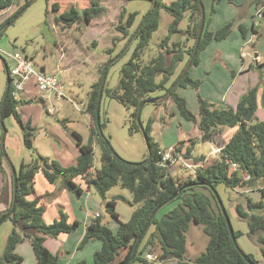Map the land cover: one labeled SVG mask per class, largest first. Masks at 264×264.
Masks as SVG:
<instances>
[{
  "label": "trees",
  "instance_id": "1",
  "mask_svg": "<svg viewBox=\"0 0 264 264\" xmlns=\"http://www.w3.org/2000/svg\"><path fill=\"white\" fill-rule=\"evenodd\" d=\"M15 1L0 0V13L14 6ZM30 1L25 0V3L0 25V34ZM256 5L264 6V0H256ZM161 8L172 17L168 35L161 42L158 55L148 64L142 65V54L148 47L152 35L159 28ZM53 9L57 12L56 4L53 5ZM104 10L98 0H92L91 6L83 10L71 7L69 10L55 14V20L66 27H71L82 20L91 23L101 16ZM262 14L264 19V12ZM136 17L137 13H132L125 23L120 24L119 29L123 39H130L133 36L131 30L135 26ZM184 22H186L185 26L182 25ZM200 23L199 0H174L168 6L157 0L156 7L151 11L135 39L136 48L121 71L118 86L115 89H107L105 85L104 88V93L109 98L134 109L132 131L140 130L137 117L139 111L143 110L152 99L151 94L169 92L183 72L194 52ZM206 23L207 21L192 66L179 85L171 91L167 100L173 101L181 117L198 125L205 141H211L219 127L236 129L229 142L221 149L220 158L206 167L199 168L194 177L172 176L169 170L171 162L168 166H163L165 151L151 136L153 119H150L144 127L150 147L149 160L142 164H134L115 156L109 148V139L104 137L96 123L100 84L110 58L101 69V77L92 84L88 94L87 111L93 118V126L90 128L87 143H83L82 137L74 133L78 137L76 145L80 151L76 164L63 167L53 162L52 165L47 163L49 167L47 168L43 166L45 159L41 156L33 163H21L17 171L16 204L13 214L7 219L14 224V229L7 237L3 254L0 256V264H21L23 258L16 253V248L25 240L31 242L37 264H61L59 256L51 253L45 246L46 238L72 234L80 227L78 221L71 223L62 209L58 219L53 223L45 222V207L40 203L39 198L29 200V196L35 193L34 182L38 172H42L51 184H56L61 179L63 186L78 197L82 194V189L76 183L78 178H81L88 187L94 186L104 199L108 191L118 184L131 191L137 209L128 222H119L116 233L104 225L100 217H96L87 226L79 249L84 248L91 241H100L102 247L94 254V264H134L135 262L151 264L144 257L146 252L156 253L161 262L172 255L171 260H175L176 264H260L252 255L242 254L236 248L226 219L211 190L214 188L218 191L220 185L235 191L239 188H251L258 182L264 184V122L252 123L258 109L257 89L253 88L242 96L236 108L218 109L198 95V117L190 111L186 99L177 93L180 87L190 86L199 90L201 82L192 79L190 72L199 64L200 52L212 42L224 41L232 34V23L215 32L208 31ZM119 41L117 38L114 39L113 46L115 47ZM190 41H193L192 45L189 44ZM20 103L13 98L10 88L4 107V119L8 117L15 119L22 129L25 145L33 149L32 138L35 128L31 121H23L18 112ZM100 127L102 130L104 124L101 123ZM96 143L100 146L102 168L94 173L92 169ZM181 149L182 143L174 147L175 158L182 152ZM191 154L190 148L184 156L190 159ZM0 155L2 158L5 157L2 149ZM193 160L197 165H203L206 161L205 157L193 158ZM180 190H182L181 194L172 201L177 202V206L167 214L160 215L162 209L157 213L140 243L136 257L131 260L137 240L153 213ZM259 191L262 196L259 202L246 198L244 205L241 203L235 205V210L240 219L247 221L249 234L256 235L258 242L264 246V238L261 236L264 234V214L258 213L264 211V188ZM13 199L14 185L11 202L6 211L0 215V222L11 212ZM1 200L2 194H0ZM107 212L119 220L116 200L107 202ZM192 223L203 227L208 242L205 252L190 261L186 258V253L188 233ZM240 235V232L234 231L235 239ZM262 253L264 256V248ZM77 264H87V262L80 261Z\"/></svg>",
  "mask_w": 264,
  "mask_h": 264
},
{
  "label": "rangeland",
  "instance_id": "2",
  "mask_svg": "<svg viewBox=\"0 0 264 264\" xmlns=\"http://www.w3.org/2000/svg\"><path fill=\"white\" fill-rule=\"evenodd\" d=\"M173 1L161 0V3L168 6ZM230 1L220 0L214 4V0H203L208 31L217 27L220 29L232 23L234 35L227 43L221 45L215 43L217 48L223 49V54L217 53L216 50L200 52L202 58L205 56L204 67L199 71L198 80L201 84L198 91L192 87L188 88V97L191 96L188 107L192 112V107L197 105L195 107L199 110L198 95H200L202 99L218 109L232 107L230 106L232 103L233 108H236L239 102L238 100L233 102V98L244 96L249 90L256 88L258 109L252 123L264 122V19L257 16L258 11L264 12V6L258 7L256 3L254 4V0H233V3ZM91 2L92 0H36L13 25L7 28L0 39V54L8 65H12V61L5 54L22 52L32 60L36 68L44 67L48 73H60L66 88L65 97L56 104L54 115L47 114L45 105L34 98L20 105L18 112L23 121H31L35 128L32 138L33 149L25 145L22 129L15 119L13 117L4 119L6 154L17 171L22 162L33 163L40 156L50 165L53 162L63 167L76 164L80 151L72 134L79 133L83 143H87L90 128L93 126V118L87 111L91 86L101 77V69L107 61L110 58L112 61L123 54L129 41V38L123 39L119 26L125 23L130 14L137 13L135 26L131 30L134 34L153 7V0H98L105 10L91 23L82 20L71 27H66L56 22L55 14L69 10L71 7L83 10L90 7ZM24 3L25 0H16L14 6L1 12L0 25L5 23ZM55 4L58 7L57 12L53 11ZM122 13L124 16L121 22ZM159 19V28L152 35L148 47L142 54V65L148 64L158 55L160 44L168 35L172 17L161 8ZM185 24L186 22L182 25L185 26ZM252 24L257 31L252 30ZM116 38L120 41L114 47L113 42ZM189 44L192 45L193 41ZM136 45L137 41L134 40L127 52L109 67L105 84L107 89H115L118 86L121 71L131 59ZM255 55L258 58H255ZM194 68L195 66L192 71ZM30 83L34 84V81ZM6 88L7 74L4 64L0 61V105ZM177 92L184 91L178 88ZM35 93L38 95V90H35ZM164 95L163 92L151 94L153 99ZM18 98L21 100L23 94H19ZM133 112V108H127L117 100L103 94L100 108V122L104 124L102 134L109 139L111 147L121 159L142 164L148 160L149 150L142 130H131ZM140 119L144 127L150 119H153L151 136L165 152L170 147L174 148L182 143V156L177 154L175 158L173 155L170 161L169 170L172 176L194 177L199 168L193 158L205 157L206 161H209L213 156V145L210 141L203 140L195 123L179 115L171 99L160 105L147 104L141 112ZM223 128L227 131L229 127ZM1 135H3V128L0 125V137ZM190 148L192 158L188 159L184 155ZM219 158L220 155H218ZM101 168L100 146L96 143L92 171L95 173ZM58 187L63 188L61 179L58 180ZM261 188H264L262 182H258L251 188H239L235 191L220 185L217 192L227 209L234 231L241 233L236 239L238 247L246 255H252L260 264H264L262 253L264 246L258 242L256 235L249 234L247 221L240 219L235 210V205L237 203L244 205L246 198L259 202L262 199L259 191ZM70 193L73 198H78L74 193ZM85 194L86 198L88 196L99 202L101 221L107 227L117 229L119 222H128L137 209L131 191L121 187L120 184L108 191L105 199L100 196L94 186H91ZM113 199L116 200L119 220L107 212V202ZM177 204V202L168 204L162 209L160 215L169 213ZM81 205L84 206V202ZM79 206H75L78 213L81 211ZM61 209L63 210V207H60ZM258 213L264 214V211ZM84 214L86 215L85 210ZM94 219L95 217L91 221ZM13 229L14 224L10 220L0 227V256L3 254L7 237ZM261 236L264 238V234ZM207 242L208 236L203 227L192 223L188 233L186 258L191 261L205 252ZM24 243L31 244L29 240H25L18 246ZM86 252L83 255L88 256L89 251ZM22 253L26 257L25 264H29L27 253ZM152 255L157 256L156 253ZM153 262V264H160L159 260ZM173 262L176 264L175 260Z\"/></svg>",
  "mask_w": 264,
  "mask_h": 264
},
{
  "label": "crops",
  "instance_id": "3",
  "mask_svg": "<svg viewBox=\"0 0 264 264\" xmlns=\"http://www.w3.org/2000/svg\"><path fill=\"white\" fill-rule=\"evenodd\" d=\"M215 2L217 3L218 0H215ZM230 2L233 3V0H231ZM253 2L255 4L256 0H254ZM231 12L233 13V10H231ZM217 29H219V27H217L216 29L210 32H215ZM252 30L254 32L257 31V29H255V25L253 24H252ZM233 35L234 33L232 32L230 37L232 38ZM230 37H228L226 40L221 42H212L204 50V53H207V51L215 52L216 50L217 53L223 54L222 51L223 49L217 48L215 43H217V45L227 43L229 40H231ZM255 58H258V56L255 55ZM204 59L205 56H203V58L202 56H200L199 64L195 66L193 71L191 70L190 77L192 79L198 80L199 71L202 67H204L203 66ZM188 88L191 87L190 86L180 87V90L184 92H177V93L181 97L186 99L189 105L191 96L188 97V92H187ZM35 90H37L35 85L33 83H29L28 94L23 95V98L19 100V102H21L20 105L26 103L29 100L30 101L33 100V98L35 99L37 97ZM241 97L242 95H240V97L239 96L234 97L233 102H236L237 100H238L237 102H239ZM20 105L18 106V109ZM195 106L192 107L191 110L195 114V116L198 117L199 110ZM230 106L233 107V103ZM196 128L198 129V131H200L198 125H196ZM235 132H236L235 128H228L227 131H225V128L223 127L218 128L216 130V134L213 136V139L210 141V143L213 145L212 147L213 156L209 161H205L203 165H198V168L206 167L209 164H212L214 161L218 160V155L221 154V149L229 142V140L231 139V137L234 135ZM0 146H1V137H0ZM0 151H1V147H0ZM182 154L183 153H178V156H182ZM4 158H2L0 155V194H2V200L0 201V215L6 211L7 206L11 202L12 194H13V174L9 162L6 159L5 161ZM76 183L82 189V194L77 199L73 198L72 194L64 186L61 189L58 187V182L56 184L49 183L46 180L44 174L42 172H38L34 182L35 193L29 196V200H34L35 198H39L40 203L45 207L44 220L48 224H51L56 219H58L60 207H63V210L68 215L69 221L71 223L74 221H78L80 223V227L72 234H61L57 238L47 237L45 240V246L48 248V250L51 253L59 256L61 264H77V262L80 261H85L87 262V264H94L93 261L94 254L101 249L102 243L100 241H91L82 249H79V244L86 232L87 226L91 222V219H93L94 217L102 218V215L100 214L99 211L100 205L98 204L99 202L97 200L93 198H89L88 196L86 198L85 192L87 190H90V187H88L81 178H78L76 180ZM83 202H84V206L81 205ZM75 206H79L78 208L81 210L79 213L77 212ZM84 210L86 212V215L84 214ZM111 230L113 232H117L118 228L117 229L111 228ZM187 246H188V241H187ZM87 250L89 251L88 252L89 255L88 256L87 254L83 255V253L86 252ZM16 252L18 255L22 256L23 258V262L21 264H25V259H26V257H24L25 255L24 256L22 255L23 254L22 252L27 253L29 264H37V260L31 244L24 243L17 246ZM145 254L147 255L151 253H145ZM145 254L144 256L146 257ZM150 263L153 264L154 262H150ZM160 264H175V263L173 262V260H165L162 262L160 261Z\"/></svg>",
  "mask_w": 264,
  "mask_h": 264
},
{
  "label": "water",
  "instance_id": "4",
  "mask_svg": "<svg viewBox=\"0 0 264 264\" xmlns=\"http://www.w3.org/2000/svg\"><path fill=\"white\" fill-rule=\"evenodd\" d=\"M36 0H31L20 12L19 14L15 17V19L10 22L5 28L4 30L1 32L0 34V39L2 38V36L4 35L5 31L7 30V28L11 25H13L16 20H18L22 15L23 13L35 2ZM156 2L157 0H153V7L152 9L150 10V12L148 13V15L144 18L143 22L140 24V26L138 27V29L136 30V32L133 34V36L129 39L128 41V44L123 52L126 53L128 48L130 47L131 43L136 39V37L138 36V33L140 31V29L142 28V26L144 25V23L146 22V20L148 19L151 11L154 10V8L156 7ZM199 4H200V8H201V23H200V27H199V32H198V36H197V42H196V45H195V49H194V52L190 58V60L188 61L187 65L185 66L183 72L181 73V75L179 76V78L175 81V83L171 86L170 88V91L167 92L163 97H160V98H152L151 100L148 101L147 104H153V105H157V104H161L163 103L164 101L167 100V98L169 97L171 91L173 89H175L179 83L183 80L184 76L186 75V73L188 72V70L190 69V67L192 66L193 64V61H194V58L197 54V51H198V47H199V44H200V41H201V38H202V35H203V31H204V27H205V22H206V15H205V9H204V5H203V0H199ZM123 54H121L120 56H118L116 59L110 61L108 63V67L105 69V72L102 76V80H101V84H100V89H99V95H98V100H97V105H96V123H97V126L100 130V132H102L101 130V122H100V108H101V101H102V98H103V94H104V88H105V84H106V79H107V74H108V70H109V67L112 66V64H114V62L116 60H118ZM0 61L4 64V69L6 71V74H7V88H6V93H5V96L3 98V101L0 105V125L1 127L3 128V135H2V138H1V148H2V151L4 153V156L6 158V160L9 162V165L11 167V170H12V174H13V185H14V199H13V205H12V210L11 212L7 215L6 218H4L1 222H0V227L2 226V224L4 222L7 221V219L13 214L14 212V208H15V204H16V194H17V190H18V173H17V170L14 168V166L12 165L8 155L6 154V149H5V141H6V129H5V125H4V107H5V104L7 102V99H8V96H9V92H10V88H11V80H10V76H9V73H8V65H7V62L6 60L3 58V56L0 54ZM141 112L142 110L139 111V114H138V117H137V122L140 126V129L142 130V132L144 133L145 135V139H146V142H147V145H148V150L150 149L149 147V144H148V139L146 137V134H145V128L144 126L142 125L141 123ZM72 137L74 140H78V137L75 135V134H72ZM109 148L111 149L112 153L115 155V156H118V154L114 151V149L111 147V145L109 144ZM151 157L150 153H149V157H148V160L149 158ZM169 165V162H164L163 163V166H168ZM43 166L49 168L47 166V163L44 162L43 163ZM213 194L215 195V198H216V201L218 202V205L221 209V212L223 213L225 219H226V222H227V225L229 227V230H230V233L232 235V239H233V242L236 246L237 249H239V251L244 254L240 248L238 247L237 245V241L234 237V229H233V226L231 224V221H230V217L227 213V210L219 196V194L217 193V191L214 189V188H211ZM182 190H180L175 196H173L169 201H167L165 204H163L162 206H160L159 208H157V210L153 213V215L151 216L148 224L146 225V227L144 228V230L141 232L138 240H137V243L135 245V248H134V252H133V255L131 257V260H133L135 257H136V254H137V251L139 249V246H140V243L145 235V233L147 232L150 224H151V221L152 219L157 215V213L162 209L164 208L166 205H168L170 202H172L176 197H178L180 194H181ZM172 259V255H169L166 260H170Z\"/></svg>",
  "mask_w": 264,
  "mask_h": 264
},
{
  "label": "built area",
  "instance_id": "5",
  "mask_svg": "<svg viewBox=\"0 0 264 264\" xmlns=\"http://www.w3.org/2000/svg\"><path fill=\"white\" fill-rule=\"evenodd\" d=\"M257 12L258 18H262L263 14ZM12 61V65H8V72L11 80V89L13 98L17 101L19 94H28L27 86L33 80L39 94L35 98L45 105L47 114L54 115L56 112V104L65 97V85L62 82L60 73H48L45 69L36 68L32 60L22 52L5 54ZM174 148H170L163 154L162 164L170 162L173 159ZM235 168V166H234ZM147 261L153 262L159 260L158 256L152 254L146 255Z\"/></svg>",
  "mask_w": 264,
  "mask_h": 264
}]
</instances>
